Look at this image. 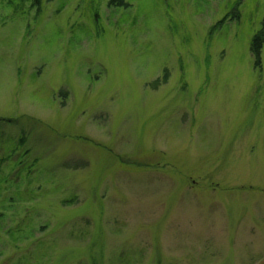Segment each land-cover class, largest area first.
I'll use <instances>...</instances> for the list:
<instances>
[{
	"label": "rangeland",
	"instance_id": "rangeland-1",
	"mask_svg": "<svg viewBox=\"0 0 264 264\" xmlns=\"http://www.w3.org/2000/svg\"><path fill=\"white\" fill-rule=\"evenodd\" d=\"M0 0V264H264V0Z\"/></svg>",
	"mask_w": 264,
	"mask_h": 264
},
{
	"label": "trees",
	"instance_id": "trees-1",
	"mask_svg": "<svg viewBox=\"0 0 264 264\" xmlns=\"http://www.w3.org/2000/svg\"><path fill=\"white\" fill-rule=\"evenodd\" d=\"M111 4L113 6L117 7H126L125 0H112ZM264 47V20L261 25L260 31L257 33V35L254 37L252 42V52L254 56L257 58V63L260 64L261 59V52Z\"/></svg>",
	"mask_w": 264,
	"mask_h": 264
}]
</instances>
